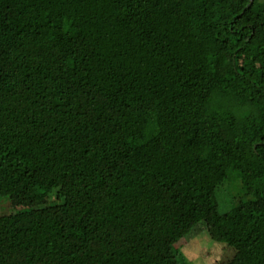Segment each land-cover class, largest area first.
Segmentation results:
<instances>
[{
    "label": "trees",
    "instance_id": "obj_1",
    "mask_svg": "<svg viewBox=\"0 0 264 264\" xmlns=\"http://www.w3.org/2000/svg\"><path fill=\"white\" fill-rule=\"evenodd\" d=\"M252 1L0 0V264H192L195 217L264 264Z\"/></svg>",
    "mask_w": 264,
    "mask_h": 264
},
{
    "label": "rangeland",
    "instance_id": "obj_2",
    "mask_svg": "<svg viewBox=\"0 0 264 264\" xmlns=\"http://www.w3.org/2000/svg\"><path fill=\"white\" fill-rule=\"evenodd\" d=\"M23 208L26 207L10 199L0 198V215H8ZM246 208L264 216V205L260 203H251ZM199 219L195 217L185 230L186 235L179 243L181 256L192 264H228L235 251L226 245L214 243L208 234L200 230Z\"/></svg>",
    "mask_w": 264,
    "mask_h": 264
},
{
    "label": "water",
    "instance_id": "obj_3",
    "mask_svg": "<svg viewBox=\"0 0 264 264\" xmlns=\"http://www.w3.org/2000/svg\"><path fill=\"white\" fill-rule=\"evenodd\" d=\"M252 2H253V1L251 0V3H252ZM250 5H251V4H250ZM250 5H249V6H250Z\"/></svg>",
    "mask_w": 264,
    "mask_h": 264
}]
</instances>
